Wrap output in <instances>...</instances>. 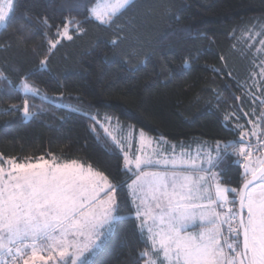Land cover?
<instances>
[{
    "label": "trees",
    "instance_id": "obj_1",
    "mask_svg": "<svg viewBox=\"0 0 264 264\" xmlns=\"http://www.w3.org/2000/svg\"><path fill=\"white\" fill-rule=\"evenodd\" d=\"M97 2L16 0L12 23L7 31L0 29V45L7 42L13 28L23 24L27 29L20 48L0 47V71L7 77L0 78V154L4 157H17L18 162L40 157H56L59 163L79 160L116 180L124 179L123 154L118 149L106 150L111 147L110 138L98 140L89 128L91 120L57 108V103L82 104L90 115L110 116L136 132L187 145L239 139L240 131L234 126L239 123L249 130L248 121L255 122L264 111L263 97L252 82L259 61L244 39L250 30L264 26V0H135L116 20V25L132 20L135 32L131 35L138 36L143 46L139 56L128 57L129 62L150 61L135 74L122 71L125 53L131 51L129 41L114 49L110 41L119 35L116 25L109 28L90 17L89 10ZM45 18L50 28L38 22ZM70 18L84 22L79 27L70 24L73 38L61 40L49 52L48 40L58 39L57 26L63 29ZM185 28L189 31H180ZM189 54L198 58L182 66ZM45 56L50 57L48 70H37ZM21 78L50 99L25 95ZM152 80L154 85L149 83ZM61 92L64 98L53 102ZM69 94L82 99L69 98ZM25 99L35 116L25 119L18 111H4L11 104L22 108ZM233 112L239 120L231 116ZM225 116L230 118L225 120ZM97 131L103 136L102 128ZM241 165L242 160L229 151L214 171L225 186L237 188L244 172ZM121 195L127 204L121 215L127 216L132 202L126 185ZM136 224L134 218L115 222L92 264H131L132 258L149 249ZM144 261L145 257L140 258L139 264Z\"/></svg>",
    "mask_w": 264,
    "mask_h": 264
},
{
    "label": "snow or ice",
    "instance_id": "obj_2",
    "mask_svg": "<svg viewBox=\"0 0 264 264\" xmlns=\"http://www.w3.org/2000/svg\"><path fill=\"white\" fill-rule=\"evenodd\" d=\"M134 3L135 0H103L89 14L100 25L112 28L123 11ZM15 5L16 0H0V29L7 31ZM100 7L103 11L98 10ZM38 22L50 28L47 18ZM83 22L70 18L63 29L57 26L58 39L48 40V51L55 49L62 39L73 38L69 35L70 24L79 27ZM26 30L23 24L13 28L7 42L0 47L20 48L25 43ZM114 31L119 35L110 41L113 48L119 49L128 40L131 49L125 53L122 71L135 74L146 69L148 59L135 63L128 59L139 56L143 47L139 45V37L131 35L135 32L133 21L116 25ZM260 34L264 35V26ZM261 47L264 50V40ZM33 51L38 54L37 49ZM197 58L189 54L182 66ZM49 59V56L41 59L37 70L47 71ZM212 70L219 71L215 66ZM0 78L7 79L4 71H0ZM149 83L154 85L156 81ZM21 88L25 95L41 96L40 89L24 78H21ZM63 98L61 92L53 102ZM69 98L82 99L71 94ZM43 99L49 98L45 94ZM235 99L243 103L241 97ZM256 99L260 98H255L254 104ZM260 104L264 105V99H260ZM56 107L68 108L71 113L91 120L89 128L98 140L110 138L111 147L106 150L118 149L123 154L120 170L124 179L116 180L92 164L85 167L79 160L58 163L56 157L52 160L40 157L42 162L25 163L18 162L17 157L6 158L0 154V264H36L37 260L46 264L53 261L55 264H92L113 232L115 222L133 218L138 222L135 227L140 233L147 231L151 250L139 253L131 264H139V259L145 256L149 257L145 264H264V156L259 154L264 151V111L255 122L248 121L252 124L251 131L246 130V125L234 126L240 131L239 139L217 140L214 147L208 144L207 151L191 157L183 152L179 155H169L166 150L149 152L153 140L159 144L166 138L149 137L143 130L138 139L133 136L126 143L85 111L82 104L73 107L57 103ZM32 108L29 99H25L22 108L11 104L4 111H18L28 119L36 114ZM231 116L240 119L236 112ZM229 118L225 116V120ZM98 127L103 129V136ZM246 135L257 137V143L245 141ZM136 144L140 145L139 150ZM229 151L236 159L243 160L244 172L237 188L225 186L221 175L213 171ZM125 185L134 210L129 208L127 216H122V210L127 207L121 195ZM189 226L199 230L190 232ZM44 252L51 255H41ZM154 255L156 259L152 258Z\"/></svg>",
    "mask_w": 264,
    "mask_h": 264
},
{
    "label": "rangeland",
    "instance_id": "obj_3",
    "mask_svg": "<svg viewBox=\"0 0 264 264\" xmlns=\"http://www.w3.org/2000/svg\"><path fill=\"white\" fill-rule=\"evenodd\" d=\"M102 3H103V0H98V2L95 5H102ZM98 10L99 11H103V8L100 7ZM92 18L94 20H96L94 17H92ZM96 21H98V20H96ZM261 30H262V27H260L258 29L250 30L245 35L244 39L247 41V44L249 46L253 47V53L256 56V59L259 61L257 63V67H256L257 68V72L253 76V79H252L253 81L252 82L255 85L254 89L264 99V74H262V69H264V50H262V47H261V41L264 40V35L260 34ZM249 36H251V39L249 38ZM62 40H68V39L65 38V39H62ZM44 95L45 94L43 92H41V96H38V97L43 98ZM95 116H96V119L100 121V124H102L105 127H109L114 135L118 134L119 138H123L126 141V143H130L131 142V138L133 136H135L137 139L140 136V132L141 131H138L137 133H135L136 130L132 126L124 125V124L120 123L119 121L115 120L114 118H112L110 116H103V117H99L97 115H95ZM121 128L123 129L122 132L120 131ZM251 129H252V124L250 125V128L247 131H251ZM136 134H138V135L136 136ZM148 136L152 137L150 135H148ZM248 140H250L253 145H255L257 143V137H251V136H247L246 135L245 136V141H248ZM165 142L169 143L166 140H165ZM170 144H175V143H170ZM135 148H136V150H139L140 145L136 144ZM153 150H160V151H165L166 150L167 154H169V155H172V154L179 155L180 153L183 152V153L188 154L191 157H196L198 153L207 151L208 147H195V148H189V149H187V148H182L181 149V147H177L175 149V147H174V149L171 152H169L168 149H166L164 146H162L160 144H157L156 140H153L151 146L148 148V151L152 152ZM259 154L264 156V151H261ZM254 158H255V156H254ZM28 162H31V161H28ZM28 162H25V163H28ZM36 162H42V161H40V160L32 161V163H36ZM242 164H243V160H242ZM243 171H244V169H243ZM228 207H232V205H228ZM226 210L227 209H225V211ZM41 255H51V253L44 252V253H41ZM36 264H46V262L37 260ZM53 264H55V261H53Z\"/></svg>",
    "mask_w": 264,
    "mask_h": 264
},
{
    "label": "crops",
    "instance_id": "obj_4",
    "mask_svg": "<svg viewBox=\"0 0 264 264\" xmlns=\"http://www.w3.org/2000/svg\"><path fill=\"white\" fill-rule=\"evenodd\" d=\"M135 133H137V132H135ZM138 134H136V136H137ZM159 139V138H158ZM160 145H162V146H164L166 149H168L169 150V152H171L173 149H174V147L173 146H175V149L177 148V147H181V149L182 148H187V149H189V148H195V147H208V144H205V143H202V144H191V145H187V144H170V143H167V142H165V141H162L161 143H159ZM213 147L215 146V145H213V144H211ZM135 147H136V145H135ZM213 171H214V169H213ZM200 174H202V173H195V175H200ZM135 177L133 176L132 177V179H134ZM131 202H132V200H131ZM136 203H139V201H136ZM132 208H133V210H134V205L132 204ZM137 222V221H136ZM138 223V222H137ZM199 229H198V227H192V226H189V228H188V231H190V232H197ZM146 238H147V235H148V233H147V231L145 230V232L144 233H142ZM150 246V245H149ZM149 250H151L150 249V247H149ZM152 251H154V250H152ZM153 259H156V256L154 255L153 257H152ZM147 259H149V257H147V256H145V261L147 260ZM145 261H144V263H145Z\"/></svg>",
    "mask_w": 264,
    "mask_h": 264
},
{
    "label": "built area",
    "instance_id": "obj_5",
    "mask_svg": "<svg viewBox=\"0 0 264 264\" xmlns=\"http://www.w3.org/2000/svg\"><path fill=\"white\" fill-rule=\"evenodd\" d=\"M225 235H227V233L225 232Z\"/></svg>",
    "mask_w": 264,
    "mask_h": 264
},
{
    "label": "water",
    "instance_id": "obj_6",
    "mask_svg": "<svg viewBox=\"0 0 264 264\" xmlns=\"http://www.w3.org/2000/svg\"><path fill=\"white\" fill-rule=\"evenodd\" d=\"M251 178V177H250Z\"/></svg>",
    "mask_w": 264,
    "mask_h": 264
}]
</instances>
